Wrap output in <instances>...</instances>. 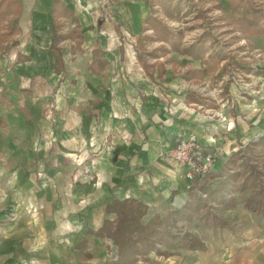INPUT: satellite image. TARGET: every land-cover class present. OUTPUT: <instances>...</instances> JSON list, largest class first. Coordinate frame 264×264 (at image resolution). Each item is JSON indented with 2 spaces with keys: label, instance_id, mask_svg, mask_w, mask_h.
Instances as JSON below:
<instances>
[{
  "label": "crops",
  "instance_id": "crops-1",
  "mask_svg": "<svg viewBox=\"0 0 264 264\" xmlns=\"http://www.w3.org/2000/svg\"><path fill=\"white\" fill-rule=\"evenodd\" d=\"M59 1L78 20L83 35L81 52L68 40L69 61L83 56V73L66 71L63 59L64 69L56 75L52 55L48 68L39 54L16 51L6 60L11 68L1 79L5 83L0 81V264H103L113 250L110 242L84 233L113 218L104 210L106 202L137 199L148 206L150 217L178 209L187 200L191 181L184 178V168L166 156L177 139L194 136L209 152L221 149L214 174L245 137L246 144L264 132L263 74L250 70L253 74L246 75L261 87V97L245 95L262 109L259 123L258 114L254 118L248 112L253 106L241 101L245 96L234 97L236 104L228 105L233 90L227 82H222V99L182 89L185 82L172 73L177 69L170 62L173 52L190 60L183 70L189 62L202 59L193 60L179 46L172 50L157 41L170 50L166 58H158L163 63L162 79L155 65L150 80L137 62L139 70L125 62L123 46H110L107 38L121 32L100 10L94 13L96 0ZM16 2L20 36L12 40L18 44L8 47V52L21 44L29 26L41 30L47 20L53 27L52 0ZM136 2L128 8L136 17L135 30L141 31L147 10L142 1ZM81 3L94 15L75 14ZM235 10L249 17L246 7ZM97 24L94 36L81 30L82 25ZM95 49L103 50L102 59L108 63L92 73L88 66ZM2 51L0 45V58ZM17 54L22 56L18 62ZM72 79H77L75 86L70 85ZM216 110L226 121L207 116ZM247 194L232 193L233 208L220 211L228 229L203 228L193 221L190 228L205 242V250L189 251L175 242L164 249L177 254L164 258L151 253L146 264H264V217L242 206ZM82 238L86 246L78 248Z\"/></svg>",
  "mask_w": 264,
  "mask_h": 264
},
{
  "label": "trees",
  "instance_id": "trees-1",
  "mask_svg": "<svg viewBox=\"0 0 264 264\" xmlns=\"http://www.w3.org/2000/svg\"><path fill=\"white\" fill-rule=\"evenodd\" d=\"M138 1V0H133ZM147 10L145 25L154 31V36H141L137 42L135 56L137 63L142 67L143 73L150 80L153 79L152 71L157 66V77L162 79L164 70L161 62L155 60L157 54L166 56L169 50H177L178 45L173 42V35L160 25L153 17L152 0H141ZM231 4V9L246 7L249 17H242L234 23L235 31L240 33V37L249 34L264 36V24L259 25V17L263 15L261 11L253 9L247 0H225ZM160 2L162 10L167 15L172 14L171 4L174 10L179 9L177 0H157ZM13 9V10H12ZM16 0H0V45L2 53L5 56L8 47L16 46L17 41H12L20 36L18 28ZM173 10V11H174ZM175 12V11H174ZM8 14H11L8 17ZM51 20L53 27L50 34L51 42L49 45L50 55L54 60V71L59 75L64 69L63 50L60 43L71 40L80 51V44L83 35L78 31L79 24L73 13L59 0L51 2ZM5 24L4 30L1 29ZM68 24L72 27H68ZM118 32L117 26H115ZM242 37V38H243ZM164 42L170 49L164 47L157 51L148 52L145 50L146 41ZM5 43L4 46L2 44ZM206 47L202 44L189 47L184 52L192 57L193 60H201L206 52ZM123 49L120 48V53ZM104 52L101 49H95L92 52V59L88 69L92 73L101 71L108 62L102 59ZM159 57V58H160ZM22 60V56L17 54L16 61ZM151 60L155 62L151 63ZM203 60V59H202ZM249 72L250 69L244 68ZM256 75L263 74L254 71ZM217 185L213 187L215 181ZM244 195L242 206L245 210L264 217V132L257 140H249L245 145H238V149L227 157L225 163L220 167L217 173L207 174L202 180L194 179L187 190V200L184 204L174 210H168L163 214H155L148 217V206L141 201L129 197L124 200H110L105 203V212L113 218H106L102 221L101 227L93 231L86 229L84 235L92 236L97 239L109 241L115 250V256L103 264H136L138 261L146 264L151 261L150 254L154 253L158 257L168 258L175 253L168 252L164 248H171L175 242L186 250H205V242L191 230L190 226L196 220L204 228L213 230L228 229L229 224L220 215V211L233 208L235 197L232 193ZM205 194V198L200 196ZM78 245V248L86 246L85 238ZM162 247V248H161Z\"/></svg>",
  "mask_w": 264,
  "mask_h": 264
},
{
  "label": "rangeland",
  "instance_id": "rangeland-1",
  "mask_svg": "<svg viewBox=\"0 0 264 264\" xmlns=\"http://www.w3.org/2000/svg\"><path fill=\"white\" fill-rule=\"evenodd\" d=\"M139 1L141 2V0H138V2ZM177 1H179V9L177 11L174 10L172 3L170 6L172 14L167 15L162 10L160 2L152 0L153 17L157 19L162 27L172 33L174 44L178 45L183 51L189 47L198 46L199 44L206 47V52L202 55L203 60L201 62H189V65L186 66V69L184 70L181 69L182 66L187 65V62L190 60L179 58L177 54L173 52V58H170V62L173 63V66L176 65L177 69L173 68L172 73L179 76V78H182L185 82L182 85V89L192 90L198 93H206L209 97H219L222 99V82H227L233 90L231 95L232 99H230L233 103H231V101L228 102L229 106L231 104H236L235 101H233L234 97L237 99L240 97L243 98L245 95H249V93L253 94L255 97H261V87L259 86L257 88V80L253 77L246 76L247 74L253 73L245 71L244 68L253 70V72L258 70L264 71V36L249 34L244 37L242 36V38L240 37V33L235 31L237 29H235L234 22L244 15V11L231 9V4L225 0H200V2H196L195 0H184L186 2H183L182 0ZM130 2L135 3L136 1L96 0L94 13L98 14V11L100 10L110 24L114 23L113 27L117 26L118 30L120 29V38L113 34L107 38V41L108 43L111 42L110 46L113 48L114 45L123 46L122 48H124L126 55L125 62L136 67L135 46L137 45L139 37L141 34H144L145 36H154L155 33L145 24L141 31L135 30L133 26V17H136L134 11H132L131 14L129 12L128 5L131 4ZM247 3L251 7L253 6V9L255 10H258V7H262L261 9H263V11H261V13H263V15L259 17V25L262 26L264 24V0H247ZM74 4L77 3L74 1ZM217 10L219 11L218 16L214 14ZM115 12H118L119 14H116ZM89 13L91 12L87 10V5L84 6V4L81 3L75 14L81 16L83 14L88 15ZM94 13H91L92 16ZM162 18H166L170 22L174 21L175 23L173 22L174 24H172V26L165 23L168 26L167 27L162 23ZM135 20L134 23H136ZM4 26L5 24L3 23L1 27L2 30H4ZM98 26L99 25L97 24L92 26V28H87L82 25L81 30L86 36H94V33L99 31ZM68 27L72 26L68 24ZM50 30L51 24L49 21L45 20L43 29L35 30L33 27L29 26L27 31L23 32L19 41L21 44L15 48H10L7 56L5 55L0 58L1 82L5 83L6 80L2 81L1 79L5 75H8L11 68L6 60L10 54L16 51H25L31 55L39 54V58L46 59L45 64L48 68L49 66H52V59L49 57L50 54L47 49L51 38ZM92 41L94 42V40ZM70 46L71 42L68 40L60 43V47L63 50V59L67 63L66 71L75 70V74L80 75L84 71V57L81 56L80 58L79 56H76V60L70 62ZM144 46L146 51H156V54L160 47H164L161 43L155 40L146 41ZM157 56L159 58L161 55L157 54ZM158 58L155 60L161 62ZM161 58H166V56H162ZM155 60H151V63H154ZM78 62L82 65L80 66ZM50 69L52 71V68ZM241 69H243V71ZM136 70H139L138 67H136ZM76 82L77 79H72L70 85L75 86ZM58 86L59 84H57L55 89L58 88ZM246 96L241 101L247 100L246 103L253 106L248 112H250L249 114L251 115L254 114L252 115L254 118H256L255 116L258 114L259 118L255 122L260 123V120L263 118L261 117L263 114L262 109L258 110L257 108L260 106L256 107L253 102H250L248 98H246ZM254 100L256 101V98ZM214 113H209L207 116L210 118L216 117L222 121H226V119L221 116L222 112L220 110H216ZM226 113L228 115V110ZM247 138L245 137L241 141L244 142L242 145H245ZM110 245L112 246L111 243ZM112 249L113 250L109 253L108 260H111V258L115 256L113 246Z\"/></svg>",
  "mask_w": 264,
  "mask_h": 264
},
{
  "label": "built area",
  "instance_id": "built-area-1",
  "mask_svg": "<svg viewBox=\"0 0 264 264\" xmlns=\"http://www.w3.org/2000/svg\"><path fill=\"white\" fill-rule=\"evenodd\" d=\"M195 1L200 2V0ZM214 14L218 16L219 11H215ZM162 20L163 24L166 23L170 26L175 23L174 21V23L170 22L166 18H162ZM210 142L214 143V140L212 139ZM221 153L222 151L219 148L214 152H209L194 136H186L177 139L172 149L166 152V156L170 161L181 165L184 168V178L192 182L194 179L202 180L204 176L211 173L214 169L215 161ZM200 196L205 198L206 195L200 193Z\"/></svg>",
  "mask_w": 264,
  "mask_h": 264
}]
</instances>
